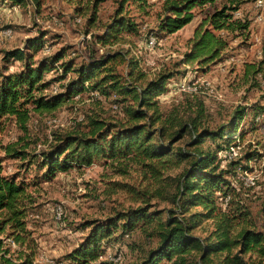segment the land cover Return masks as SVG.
<instances>
[{"label":"trees","instance_id":"obj_1","mask_svg":"<svg viewBox=\"0 0 264 264\" xmlns=\"http://www.w3.org/2000/svg\"><path fill=\"white\" fill-rule=\"evenodd\" d=\"M103 1L94 0L93 16L89 21H94L96 8ZM139 1L144 0H120L112 22L102 35L97 36V43L111 46L119 41L122 33L137 34L138 26L127 17L125 6ZM166 1L165 16L158 23L157 32L171 35L192 22L195 7L219 0ZM235 1L229 0L228 6L223 5L204 20L202 26L210 28L195 32L183 64L208 66L227 48L223 33L239 36L246 33L248 23L234 16L238 10ZM10 2L20 6L25 0ZM31 2L38 4V0ZM148 35L157 42L156 34L150 32ZM43 47V40L36 38L27 40L25 49L38 52ZM64 57L65 53L60 51L35 63L23 50L4 52L5 62L19 60L23 66L15 73H7L6 67L0 70V133L4 119H12L26 132L32 114H51L82 93L112 99L117 104L114 112H121L123 119L114 122L89 118L84 127L86 131L74 130L55 136L53 145L41 153V161L37 164V168L43 170V180L50 181L73 165L90 166L96 159L126 163L139 167L149 185V189L140 195L147 199L144 204L153 198L170 204V208L162 211L149 212L145 207H138L117 212L101 222H87L84 224V228H90L87 237L67 255V259L74 264L95 263L105 254L103 242L112 239L117 231L128 236L140 230L148 238L156 239V246L146 251L139 264H259L255 260L264 259V234L256 228L250 211L235 199L236 187L227 180L230 171L221 170L218 160V155L234 147L239 139L236 129L243 120L244 109L234 113L229 126L210 130L201 125L204 115L201 103L197 104L193 118L180 117L178 111L166 116L161 113L158 98L167 92V82L174 77L172 72L159 73L147 80L138 62L122 51L105 52L100 58H90L78 67L72 61L64 62ZM121 64L127 68L124 76L117 72ZM263 65L262 61L256 66H248L246 76L259 75L264 82ZM50 72L60 74L45 80ZM70 73L75 78L64 86L62 92L45 94ZM184 138H187L184 145L176 147ZM208 139L213 142L222 140L223 146H218L216 153L204 150L202 145ZM2 150L0 264H33L34 250L29 248L30 252L26 253L22 249L30 236L25 221L29 196L17 176L4 174L2 166L3 158L24 161L29 154L25 148L11 144ZM250 153L245 157L247 163L256 159ZM237 159L229 164L231 173L241 182L242 174L250 172V168ZM183 162L187 166L179 174H167ZM205 221L211 222L212 230L204 238L195 236L194 230ZM6 239L21 250L11 251L10 245L4 243Z\"/></svg>","mask_w":264,"mask_h":264},{"label":"rangeland","instance_id":"obj_2","mask_svg":"<svg viewBox=\"0 0 264 264\" xmlns=\"http://www.w3.org/2000/svg\"><path fill=\"white\" fill-rule=\"evenodd\" d=\"M119 1L100 2L94 21H89L93 16L94 0H38V4L25 0L20 6L13 5L10 0H0V70L5 67L7 73L21 70L22 61L5 62L3 59L4 52L16 49L23 50L25 55L30 54L35 63L63 51L64 62L72 61L75 67L90 58H100L105 52L122 51L138 62L147 80L159 73L174 74L167 82V92L158 98L160 111L165 116L178 111L180 117L193 118L197 104L201 103L204 108L201 125L215 130L229 126L234 113L244 109L243 120L236 129L241 150L235 160L238 158V162L248 165L249 173L257 178L255 186L247 188L236 179L237 176L231 173V165L223 157L224 153L218 155V160L221 170L230 171L227 180L236 187L235 199L250 211L256 228L264 234V82L259 75L246 76L248 66L264 62V0H261L260 7L257 6L258 0L234 2L238 8L234 16L247 22L248 29L242 36L223 33L227 48L217 61L203 67L197 63L183 64L184 55L189 51L195 32L210 28L202 26L204 20L223 5L228 6L229 0L195 7L192 22L171 35L157 32L158 23L165 16L166 0L129 2L125 6L127 17L137 24L138 33H122L117 43L102 46L97 43V36L102 35L112 22ZM259 16L260 22L257 20ZM8 28L13 33L10 38H5L3 32ZM150 32L158 38L153 48L146 45ZM36 38L43 40V49L27 51V40ZM117 72L124 76L126 66L119 65ZM58 74L50 72L45 80L58 77ZM74 78L73 73L68 74L65 80L53 84L45 94L62 92ZM184 81L186 84L207 82L212 92H181L179 85ZM116 105L112 99L104 100L96 98L93 93H82L51 114H32L26 132L12 119H4L0 133V157L4 156L2 148L10 144L25 148L29 154L24 161L3 158L2 166L4 174L17 176V181L24 184L29 196L25 221L30 236L22 249L26 253L30 252L29 248L34 250L33 264H74L67 259V255L87 237L90 231V228H84L87 222H101L117 212L138 207H145L149 212L170 208L168 202L158 198L143 203L147 199L140 195L149 189V185L139 167L126 163L96 159L90 166L73 165L70 170L57 173L50 181L43 180V170L38 169L37 164L41 161V153L53 145L54 137L74 130L86 131L84 127L89 118L121 121V112L113 110ZM186 140L184 138L176 147H182ZM202 146L204 150L216 153L217 147L223 146V141L208 139ZM249 152L256 156L254 162L247 163L245 157ZM32 155L35 156L33 159ZM186 166L183 162L167 174L175 176ZM57 207L62 210L60 216ZM211 230V222L205 221L193 234L204 238ZM9 240H4V243L10 245L11 251L21 250L11 245ZM155 246L156 239L148 238L140 230L128 236H122L117 231L112 239L103 242L105 254L92 264H139L146 251ZM117 253L122 255L121 262H110L109 255ZM255 261L264 264V259Z\"/></svg>","mask_w":264,"mask_h":264},{"label":"built area","instance_id":"obj_3","mask_svg":"<svg viewBox=\"0 0 264 264\" xmlns=\"http://www.w3.org/2000/svg\"><path fill=\"white\" fill-rule=\"evenodd\" d=\"M261 5H262V1L258 0L257 1V6L260 7ZM257 20L260 22L261 21V17L259 16L257 18ZM12 33H13L12 30L10 28H8V29H6L3 32V36L5 38H10L12 36ZM146 45H147L148 48H153L156 45L155 39L152 36H149L148 39H147V44ZM179 90L181 92L188 93V94H197L201 90H206V91H208L210 93L212 92V88L209 85V83H207V82H202V83L192 82V83H187L186 84L185 81H184V82H182L179 85ZM116 109H117V107L113 106V110H116ZM240 150H241L240 140L236 139L235 146L232 147L230 150L225 151L224 154H223V157L228 162L233 161L238 156V153H239ZM256 180H257V178L253 174H251L249 172H244L242 174V177H241L242 184L244 186H246L247 188L254 187L255 184H256ZM57 214H58V216H60L62 214V210H61L60 207H57ZM9 243L11 245H14V243L11 240H9ZM108 260L110 262L119 263L122 260V255L120 253L114 254L113 256L109 255Z\"/></svg>","mask_w":264,"mask_h":264}]
</instances>
